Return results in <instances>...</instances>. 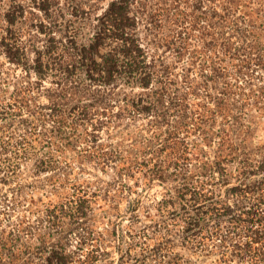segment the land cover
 I'll list each match as a JSON object with an SVG mask.
<instances>
[{
    "label": "trees",
    "instance_id": "16d2710c",
    "mask_svg": "<svg viewBox=\"0 0 264 264\" xmlns=\"http://www.w3.org/2000/svg\"><path fill=\"white\" fill-rule=\"evenodd\" d=\"M0 264H264V0H0Z\"/></svg>",
    "mask_w": 264,
    "mask_h": 264
}]
</instances>
